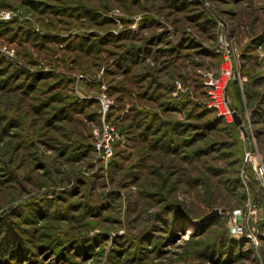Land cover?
Returning a JSON list of instances; mask_svg holds the SVG:
<instances>
[{"label": "rangeland", "instance_id": "obj_1", "mask_svg": "<svg viewBox=\"0 0 264 264\" xmlns=\"http://www.w3.org/2000/svg\"><path fill=\"white\" fill-rule=\"evenodd\" d=\"M0 264H264V0H0Z\"/></svg>", "mask_w": 264, "mask_h": 264}, {"label": "built area", "instance_id": "obj_2", "mask_svg": "<svg viewBox=\"0 0 264 264\" xmlns=\"http://www.w3.org/2000/svg\"><path fill=\"white\" fill-rule=\"evenodd\" d=\"M100 100L102 101V103H104V104H107L108 105V101H107V99L105 98V96L103 95V96H101L100 97ZM230 111V110H229ZM104 131H105V133H104V135H105V145H106V147H107V149L109 148V151H110V147H109V141H110V139H111V137H112V135H111V132H110V129H109V126H108V124L107 123H104ZM248 158L250 159V160H254V158H253V156L252 155H248ZM262 169V168H261ZM262 171H263V169H262ZM235 214H236V216H238V218L242 215V210L241 209H237V210H235ZM240 228V225H238V223L235 221V223H233L232 224V226H231V230L232 231H236V230H238Z\"/></svg>", "mask_w": 264, "mask_h": 264}, {"label": "water", "instance_id": "obj_3", "mask_svg": "<svg viewBox=\"0 0 264 264\" xmlns=\"http://www.w3.org/2000/svg\"><path fill=\"white\" fill-rule=\"evenodd\" d=\"M234 115H235L236 122L239 123V124H241V122H242V118H241V116L239 115V113H238L237 111H235ZM217 212H218V209L215 208V209H213L210 213L206 214V215L203 217V219H204V218H209L210 216L216 214Z\"/></svg>", "mask_w": 264, "mask_h": 264}, {"label": "trees", "instance_id": "obj_4", "mask_svg": "<svg viewBox=\"0 0 264 264\" xmlns=\"http://www.w3.org/2000/svg\"><path fill=\"white\" fill-rule=\"evenodd\" d=\"M16 253H17V252H16V251H14V252H12L11 254H13V255H16ZM15 257H17V255H16Z\"/></svg>", "mask_w": 264, "mask_h": 264}]
</instances>
